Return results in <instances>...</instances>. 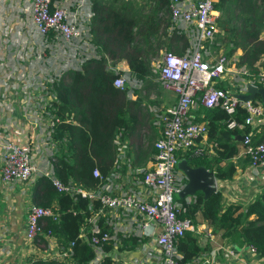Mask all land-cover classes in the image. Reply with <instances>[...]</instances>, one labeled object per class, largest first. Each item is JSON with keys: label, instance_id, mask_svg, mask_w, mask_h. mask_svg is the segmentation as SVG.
Here are the masks:
<instances>
[{"label": "trees", "instance_id": "1", "mask_svg": "<svg viewBox=\"0 0 264 264\" xmlns=\"http://www.w3.org/2000/svg\"><path fill=\"white\" fill-rule=\"evenodd\" d=\"M214 7L219 13L217 24L221 37L228 44L225 53L229 55L239 49L237 63L246 66L250 72L258 70L256 61L264 67V60L261 61L264 58V37L260 36L264 29V0H215ZM90 11L88 41L99 54L86 58L79 68L69 69L49 83L52 97L47 108L52 122L49 137L56 149L49 158L52 173L62 182L96 191L113 168L117 153L116 136L128 137L138 121L141 102L139 96L130 99L125 94L126 89L113 85V79L120 72L109 71L106 59H124L132 76L147 92L153 86L147 78L151 59H156L163 46L175 54H182L188 41L184 32L171 25L168 0H90ZM255 98L259 99L257 95ZM262 105L264 108V102ZM198 110L203 114L202 119L207 121L208 137L216 134L214 154L193 156L190 151H185L178 158H185L193 166L203 165L213 171L216 179H230L235 166L227 159L238 153L237 140L250 127H226L228 115L219 106L205 107L199 103ZM244 113L237 106L234 116L241 120ZM119 131L121 133L117 135ZM263 138L264 122L257 130L252 129L250 141L253 143ZM148 151H154L151 143ZM247 161L246 154L242 166ZM93 170L97 173L93 174ZM221 197L220 191L216 190L206 197L195 191L188 199L179 197L178 193L173 198L180 204L179 216L194 224L200 216L220 238H226L235 247L251 245L264 261V183L243 208L233 203L223 205ZM31 200L32 205L50 206L57 213L55 220L40 218L43 230L34 241L44 240L46 236L43 234L48 231L58 243L68 247L69 264H112L106 253L112 249L110 238L99 245L106 254L92 263L95 249L90 243L92 232L88 231L87 220L97 212L96 225L111 235L100 215L109 208L103 205L99 210L101 203L97 198L57 191L47 176L40 175L32 186ZM81 227L85 234L80 236ZM123 241L128 249L138 243L137 237L132 235ZM176 250L178 264H184L199 254L202 247L197 243L195 232L184 230L176 239ZM31 264L68 263L54 258H37Z\"/></svg>", "mask_w": 264, "mask_h": 264}, {"label": "crops", "instance_id": "2", "mask_svg": "<svg viewBox=\"0 0 264 264\" xmlns=\"http://www.w3.org/2000/svg\"><path fill=\"white\" fill-rule=\"evenodd\" d=\"M52 1L67 6L82 36H85L84 34L88 36L90 0ZM29 2L30 0H0V164L1 143L10 139L29 143L33 162L39 168V171L34 172L26 181L3 180L0 175V264H31L35 259L42 258L47 250L50 253L54 252L55 255L65 256L55 259L69 264L68 247L58 243L55 236H46L43 237L44 240L37 241L24 238L25 214L27 207L33 203L31 196L34 181L36 177L42 175L40 171L44 167L51 169L49 158L56 151L55 144L49 137L51 114L47 102L52 97V92L48 90V85L51 81L60 78L65 71L79 68L83 60L97 56L99 53L94 46L90 47L80 39L66 44L52 32L45 36L38 34L30 21ZM260 36L264 37V29L260 32ZM239 52L240 50L237 49L232 55L237 58ZM263 60L264 58L261 61ZM106 63L113 66L114 71H119L120 74L128 77L126 96L130 99L140 97L137 90L141 82L132 76L125 60L107 58ZM259 65L260 62L256 61V69L260 67ZM252 80L247 76L238 77L235 82V86H238L236 91L238 95L247 93L248 84L258 85ZM222 83L218 82V85ZM164 91L162 94H156L159 96H151L150 100L141 99L137 111V114H140L137 116L138 121L134 123V128L128 137L124 136L121 139L116 136L118 139L114 141L117 143V153L113 160V168L96 191L116 193L139 189L140 194L143 191L148 192L141 189L140 170L145 168L152 158L153 152H147L148 145L151 143L153 146V141L159 134L151 109L155 105L167 106L175 98L171 91L166 89ZM254 97L251 98L253 101L261 102L259 96V99ZM199 103L196 97L187 113V120H205L202 119L201 110H198ZM120 133L121 131L117 135ZM238 139L240 140H237L238 153L227 159L234 162V175L230 179H216V181L224 182L220 189L222 204L233 203L243 208L254 196L259 181L253 180L251 184L244 177L243 172L247 163L245 166L241 164L244 156L241 135ZM216 141L215 133L209 137L205 133L195 140V146L201 147L200 155L210 156L214 154ZM181 153H178V156ZM176 171L181 175L184 184V174L179 168ZM190 196L192 195L185 198L188 199ZM101 214L112 236L110 238L112 249L106 252L111 257L112 264H157L156 256L159 249L154 236L159 229L158 224L154 227L153 224L143 225L138 215L127 213L120 208H110L101 211ZM96 217L98 214L91 216L90 222L87 220L88 231L96 225ZM129 225L134 228H130ZM195 225L198 229L195 233L197 243L202 250L184 264H264L263 259L252 251L248 244L233 246L226 238H220L214 233L200 216ZM80 232L85 234L83 228ZM128 235L136 236L138 240L137 245L132 249L125 248L124 245L123 239L128 238ZM106 253L95 250L93 260L98 261Z\"/></svg>", "mask_w": 264, "mask_h": 264}, {"label": "built area", "instance_id": "3", "mask_svg": "<svg viewBox=\"0 0 264 264\" xmlns=\"http://www.w3.org/2000/svg\"><path fill=\"white\" fill-rule=\"evenodd\" d=\"M215 0H168L171 25L180 29L187 37L188 47L182 54H175L164 50L160 61L153 59L156 66L158 80L162 88L171 91L174 101L164 107H159L154 121L161 124L159 135L154 141L155 152L149 163L140 170L141 190H126L123 192L91 191L80 188L71 183L62 182L52 173L50 168L44 167L40 172L50 179L57 191L80 193L83 196L97 198L109 209L120 208L127 213L138 215L143 225H159L154 239L160 255L156 260L158 264H178L179 256L176 250V239L184 230L197 232V225L190 219L179 216L180 204L174 199L173 194L178 193L183 184L181 175L175 170L178 153L191 150L193 155L201 153V147L195 146V140L203 136L207 129V121L187 120V113L198 97L200 104L205 107L219 106L228 115L226 127L242 128L249 125L250 130L241 134L243 154L248 156L244 177L252 184L253 180L264 183V138L251 142L252 129H258L264 122L262 103L252 99H241L238 96V86L235 82L238 77H252L260 86L264 83V67H258L253 73L246 66L237 63V58L232 54L219 52L213 55L210 46L218 31V10L214 7ZM30 21L40 35L49 32L57 35L66 44L74 40H81L90 47L88 36H82L81 30L73 14L67 6L53 3L52 0H30ZM113 70L115 69L110 66ZM247 69V70H246ZM218 82H223L218 85ZM113 85L120 89H127L125 76L119 74ZM237 106L245 113L241 120L234 116ZM52 122H50V125ZM2 161L0 175L3 180H28L32 174L39 171L33 162L31 145L27 142L5 140L1 143ZM97 171L93 170V174ZM224 182L216 181V190L223 187ZM259 188V187H258ZM256 187V190H258ZM145 193V194H144ZM150 194V195H149ZM149 195V197H148ZM97 214V212H95ZM94 214V215H95ZM93 215V216H94ZM41 217H50L55 220L56 211L50 206L29 205L26 209L24 238L33 240L37 234L42 233ZM91 217L88 219L90 222ZM89 230L92 232L90 243L96 250L100 243L112 236L106 231H101L97 225ZM83 232H80V236ZM44 236H51L45 231ZM251 247L252 251H255ZM69 253V250L67 251ZM230 252V250H229ZM49 250L42 258H63ZM95 263V260H92Z\"/></svg>", "mask_w": 264, "mask_h": 264}, {"label": "water", "instance_id": "4", "mask_svg": "<svg viewBox=\"0 0 264 264\" xmlns=\"http://www.w3.org/2000/svg\"><path fill=\"white\" fill-rule=\"evenodd\" d=\"M258 95L261 102H264V84L255 86L248 84L247 93L239 94L241 99H251ZM176 167L179 168L185 176V183L178 192L179 197L193 195L195 191H200L203 197L216 191V178L212 170L203 165L191 166L185 158L178 159Z\"/></svg>", "mask_w": 264, "mask_h": 264}, {"label": "rangeland", "instance_id": "5", "mask_svg": "<svg viewBox=\"0 0 264 264\" xmlns=\"http://www.w3.org/2000/svg\"><path fill=\"white\" fill-rule=\"evenodd\" d=\"M170 19V17H169ZM227 48H228V44L224 41V39H222L221 37V33H220V30H219V26H218V31L216 32L215 34V37H214V41L212 43V45L210 46V51L213 52L212 54L215 55L219 52H223L225 53L227 51ZM187 49V48H186ZM166 50V47L163 46L161 48V50H159V55L156 56V60L157 61H160V55L161 53ZM152 59H155V58H152ZM151 59L150 61V65H151V68H150V73L148 74V81L151 82L153 84L152 88L149 89L147 92L142 88L141 85H138V86H141L139 89H141L139 92H138V95H140V99H144V100H150L151 96H159V95H156V94H162L164 93V89L161 87V84L158 80V72H157V68L156 66H153V60ZM110 64H107L106 63V68L113 72V70L110 68ZM113 67V66H111ZM114 68V67H113ZM126 78V82H129V79L128 77H125ZM131 85L133 86V82L131 81ZM151 94V95H150ZM146 102V101H144ZM164 107V106H163ZM158 105H155L152 109H151V114H152V118H155V115L153 114L154 112H156L158 110ZM154 123L156 124V128L161 129V124H159L156 120L154 121ZM207 130V129H206ZM206 133V132H205ZM156 139V138H155ZM155 141V140H154ZM154 141H153V148H154V151H153V154L155 152V147H154ZM152 154V155H153ZM177 169V167H175V170ZM256 193V191H255ZM173 196L175 197V193L173 194ZM137 220V219H136ZM130 226V225H129ZM130 228H134V227H131ZM97 251L100 250V248H96ZM159 254L160 252H158V255L156 256V259L159 258ZM158 264V263H157Z\"/></svg>", "mask_w": 264, "mask_h": 264}]
</instances>
